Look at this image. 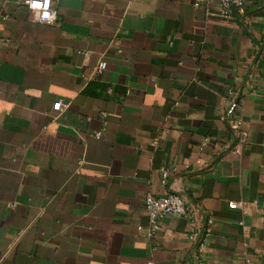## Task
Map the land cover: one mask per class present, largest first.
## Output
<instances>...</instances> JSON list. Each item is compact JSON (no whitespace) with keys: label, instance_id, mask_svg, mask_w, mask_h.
I'll return each instance as SVG.
<instances>
[{"label":"crops","instance_id":"obj_1","mask_svg":"<svg viewBox=\"0 0 264 264\" xmlns=\"http://www.w3.org/2000/svg\"><path fill=\"white\" fill-rule=\"evenodd\" d=\"M53 6L0 0V264H194L183 217L150 232L147 191L213 214L204 264H264V0Z\"/></svg>","mask_w":264,"mask_h":264},{"label":"built area","instance_id":"obj_2","mask_svg":"<svg viewBox=\"0 0 264 264\" xmlns=\"http://www.w3.org/2000/svg\"><path fill=\"white\" fill-rule=\"evenodd\" d=\"M21 4H25L29 10V17L34 22L52 23L56 19V9L53 2L57 0H18ZM128 1V0H125ZM195 6L204 5L208 14L228 17L234 11H243L245 0H193ZM214 6V7H213ZM85 56H88L87 54ZM87 57L84 64H87ZM104 68V62H99L96 71L100 72ZM231 110L234 109L236 103L232 100ZM64 104L56 101L53 109L62 110ZM222 120H226L230 124V128L234 130L235 143L232 147L238 149L245 142V133L241 129V120H233L227 115L221 116ZM100 132H95L98 136ZM161 182L164 184L167 177V170L161 172ZM229 206L234 207L242 204V201L228 202ZM143 208L147 214L149 221V230L154 233L159 228L160 219L164 216L177 214L186 220L187 233L186 238L191 244L192 256L194 264H204V255L206 250L207 238L212 231L214 216L211 213L204 212L201 208L188 200L184 194L179 192L155 193L147 191L143 196ZM146 264H156L153 260H147Z\"/></svg>","mask_w":264,"mask_h":264}]
</instances>
